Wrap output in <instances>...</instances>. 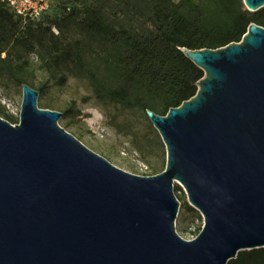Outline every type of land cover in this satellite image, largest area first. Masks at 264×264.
I'll list each match as a JSON object with an SVG mask.
<instances>
[{"label":"water","instance_id":"1","mask_svg":"<svg viewBox=\"0 0 264 264\" xmlns=\"http://www.w3.org/2000/svg\"><path fill=\"white\" fill-rule=\"evenodd\" d=\"M181 51L204 74L180 105L145 110L166 149L154 175L86 147L22 84L19 122L0 117V264H227L264 247V27ZM174 183L203 216L190 240L175 230Z\"/></svg>","mask_w":264,"mask_h":264},{"label":"trees","instance_id":"2","mask_svg":"<svg viewBox=\"0 0 264 264\" xmlns=\"http://www.w3.org/2000/svg\"><path fill=\"white\" fill-rule=\"evenodd\" d=\"M62 12L44 24L0 0V85L30 86L22 72L34 53L56 85L74 76L99 105L163 115L192 97L204 74L182 47L216 49L240 41L251 23L264 27V7L249 11L243 0H67ZM62 22L77 24L83 39H70ZM227 264H264V247Z\"/></svg>","mask_w":264,"mask_h":264},{"label":"rangeland","instance_id":"3","mask_svg":"<svg viewBox=\"0 0 264 264\" xmlns=\"http://www.w3.org/2000/svg\"><path fill=\"white\" fill-rule=\"evenodd\" d=\"M66 1L49 0V6L39 20L47 24L62 15ZM62 24L64 33L70 39H83L77 24ZM52 31L58 33L55 27H52ZM27 57L29 65L22 72L23 77L28 79L33 89L39 91V87H43V92L38 95L37 106L62 112L58 120L62 128L125 171L148 176L164 169L165 145L143 110L125 109L114 103L99 105L92 98L86 80L68 76L64 86L56 85L54 77L38 67L36 54L30 53ZM21 100V85L5 80L0 85V117L11 124L18 123ZM173 191L179 200L175 230L182 238L193 239L203 226V216L189 204L180 184L174 183Z\"/></svg>","mask_w":264,"mask_h":264},{"label":"built area","instance_id":"4","mask_svg":"<svg viewBox=\"0 0 264 264\" xmlns=\"http://www.w3.org/2000/svg\"><path fill=\"white\" fill-rule=\"evenodd\" d=\"M17 14L28 19H38L48 8L49 0H3Z\"/></svg>","mask_w":264,"mask_h":264}]
</instances>
